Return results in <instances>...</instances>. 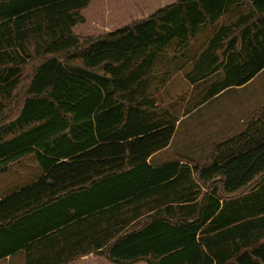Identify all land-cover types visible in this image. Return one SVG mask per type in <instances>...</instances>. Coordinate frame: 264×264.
Masks as SVG:
<instances>
[{"label": "trees", "instance_id": "16d2710c", "mask_svg": "<svg viewBox=\"0 0 264 264\" xmlns=\"http://www.w3.org/2000/svg\"><path fill=\"white\" fill-rule=\"evenodd\" d=\"M89 1L0 0V175L31 155L42 173L0 199V261L175 176V165L147 164L174 133L150 93L155 62L172 42L182 48L238 14L214 28L184 75L196 86L221 72L200 104L264 69V0H177L81 40L73 28ZM194 172L212 196L204 195L191 223L152 219L141 230L104 235L92 254L111 264H264V106ZM226 212L236 218L209 239L225 244L216 251L197 234ZM150 242L160 249L139 251Z\"/></svg>", "mask_w": 264, "mask_h": 264}, {"label": "rangeland", "instance_id": "374dc122", "mask_svg": "<svg viewBox=\"0 0 264 264\" xmlns=\"http://www.w3.org/2000/svg\"><path fill=\"white\" fill-rule=\"evenodd\" d=\"M173 1L90 0L80 12L83 23L77 24L73 28V33L82 40L86 37L111 32L146 18L159 7L166 6ZM241 11L245 12V10ZM237 15L236 12H231L216 26L203 30L192 42L182 48L177 46L176 41L172 42L167 47L165 55L155 62L151 96L157 102L160 111L169 112L179 119L176 135L167 153L170 159L191 161L200 166L207 163L211 156L212 146L225 139L220 137L221 135L213 134V131L218 129L217 116L226 114L241 116L242 122L240 121L241 123L239 122L240 124L234 127L241 126L242 129L252 115L264 106L263 71L243 90L232 89L210 100L204 106L190 111L199 97L206 95L212 89V85L222 78L219 72L204 82L191 86L184 79L185 73L191 68L190 62L203 51L214 28L230 23ZM254 100L257 103H253ZM245 105L249 107L246 108ZM213 115H216L214 123L203 125L202 119ZM41 174L36 157L31 155L25 158L12 166L7 173L0 175V197L9 191L34 182ZM0 264L7 263L0 262Z\"/></svg>", "mask_w": 264, "mask_h": 264}, {"label": "crops", "instance_id": "0c3cea01", "mask_svg": "<svg viewBox=\"0 0 264 264\" xmlns=\"http://www.w3.org/2000/svg\"><path fill=\"white\" fill-rule=\"evenodd\" d=\"M176 1L177 0H174L171 3H174ZM162 7H159V9ZM263 71L264 69L246 85L232 89L235 91L243 90L248 85H250L252 81H254V79ZM232 89L225 90L217 94L210 100L216 99ZM201 99L202 98L199 97V100L196 101L193 107L190 108V111L199 106L202 107L204 106V104L210 101L208 100L200 104ZM253 103H257L256 100H254ZM245 106L246 108L249 107L247 105ZM159 112L161 116L171 119L170 122H174V133L168 146L165 149L152 155L147 160V164L154 170L164 168L168 165H175L177 168V172L171 180L159 184L157 188H153L148 192L146 191L144 194H140L136 198H131L127 201L112 205L105 208L104 210H101L100 212H91L88 216H84L79 220L73 221L62 230H59L55 233L53 232L51 234H46L48 236H45L46 238H43L42 242H33L30 246L27 247V250L23 249L1 260L0 262L7 264H111L104 259L95 257L92 254V251H99L96 248L99 246V241L104 238V235H112L116 231L118 232V234L122 235L125 232H129L133 229L141 230L142 227L145 226V224H148L152 221V219L154 220L157 218L161 220V222L163 220H167L172 223H179L184 221H188L187 223H191L201 208L200 204L204 195L207 194L209 196H212L210 194L212 192L208 190L207 187H204L203 182L199 180L201 176L200 173L194 172V168L196 167V165H200L193 164L191 161L168 158L167 153L171 148L174 137L176 135V128L179 123V119L172 116L169 112L160 111V109ZM215 116L216 115H213L206 119H202L203 125L206 123L213 124ZM217 117L219 119L216 121L218 123V129L216 131H213V134L221 135L220 137L225 138L221 141H225L229 138H232L236 134L241 133L247 125L246 124L242 129L241 126L236 128L234 127L242 122L241 116L238 117L236 115L232 116L226 114L219 115ZM201 178L202 180L208 179L203 177ZM215 181L216 180H208L204 182L209 186L212 185V183H215ZM28 185L29 184H27L26 186ZM21 188H17L16 190ZM214 189L213 198L216 199L219 191L218 188ZM16 190L7 192L2 197H0V199ZM229 200H238L240 206L242 199L232 198ZM220 203L221 206L223 204L225 205V202H223V200H221ZM237 208L239 211L237 214L239 217H241L242 214L240 212L241 210L240 207H238V204ZM235 216L236 213L233 215L232 213L228 214L226 212L223 217H220L221 220L215 222L214 225H205V227L197 234V239H199L200 242L202 239L208 240L201 243L203 245L205 243H208L212 245V247L216 249V251H220V248L223 249L225 244L223 242H220L219 239L217 241L209 239L223 232V229L219 228V225L223 221L225 222V220L229 218H236ZM156 244L154 242H150L147 246L140 247L139 251H145L148 255L153 254L155 251L160 249ZM204 249L206 251V248ZM83 250H88L91 252H88L90 254L82 256L79 259L67 260L73 254L82 253ZM135 264L147 263L138 262Z\"/></svg>", "mask_w": 264, "mask_h": 264}]
</instances>
